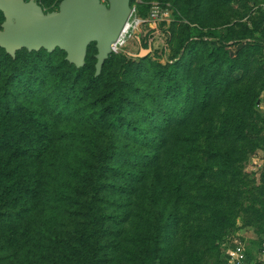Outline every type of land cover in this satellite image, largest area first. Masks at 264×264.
Masks as SVG:
<instances>
[{
    "label": "trees",
    "instance_id": "16d2710c",
    "mask_svg": "<svg viewBox=\"0 0 264 264\" xmlns=\"http://www.w3.org/2000/svg\"><path fill=\"white\" fill-rule=\"evenodd\" d=\"M190 22L169 31L165 64L112 53L98 76L95 42L82 67L60 48L14 57L0 46V264H197V250L173 242L179 223L212 248L237 227L241 163L253 143L264 150L252 135L264 120V68L253 70L264 10L241 31ZM259 181L262 207L245 210L264 235Z\"/></svg>",
    "mask_w": 264,
    "mask_h": 264
},
{
    "label": "rangeland",
    "instance_id": "374dc122",
    "mask_svg": "<svg viewBox=\"0 0 264 264\" xmlns=\"http://www.w3.org/2000/svg\"><path fill=\"white\" fill-rule=\"evenodd\" d=\"M45 11H55L59 10L60 3L62 0H36ZM153 2H158L164 7H167L172 10L174 21L171 25H160L156 28L142 26L140 33V39L145 47L152 45V52L145 58L149 59L151 62H159L165 64L166 56L169 57L172 53L171 43H169L170 34L169 31L175 27L178 28L182 22L189 23L192 19L194 20L191 25L193 30L196 31H217L218 33L226 32L231 29L234 31H241L251 21L256 20L259 22L260 13L264 10V0H168L163 2L162 0H132V8L136 9V12L139 14L141 6H151ZM201 4L198 6V3ZM184 4H187L190 8L188 15H183L181 18L179 10L176 7H180ZM177 21V23H176ZM142 34V35H141ZM139 47V39L136 37L130 38L128 45L126 46L127 53L137 52ZM236 46L232 47L234 51ZM134 59H140L139 57H134ZM257 62L254 65V72H257L259 68H264V55L257 56ZM262 80V79H261ZM259 80L258 87L256 91L261 90L262 81ZM247 83H251V78L246 77L243 82L239 84L241 89L248 87ZM264 92V89L261 91ZM225 110V104L223 101L219 100L216 105V109L212 110V120L215 125L220 124V120ZM259 113V112H258ZM261 117L264 118V113H260ZM207 126L211 131H213L210 120H207ZM258 126L253 130V136L257 143H259V137L264 136V129L261 130V127H264V120L259 121V115L256 119ZM260 130V132H259ZM208 140L204 137L201 138L199 145L201 149L207 147ZM240 145H243L247 150H250L248 142H241ZM255 147V152H250L245 160L241 163L242 177L244 179V185H242L241 190L243 196L241 197V207L240 214L237 218V227L235 229L227 231L225 235L222 236L215 244L217 247L212 248L209 243H205L203 240H196L193 234V228L196 223H179V226L176 229V235L173 238L174 244L184 248H192L193 251L197 250L198 254L202 257L197 264H222L221 262L225 260L228 254V250L234 244L236 240L242 241L246 244L249 252L255 254L259 249V246L263 243V234L259 230V224L252 222L251 211H246L245 209L252 204H255V207L261 208V196L258 194V189L260 181L256 179L254 174L250 170V165L253 162L254 157L262 155L264 150L259 147L258 144L253 143ZM253 150V151H254ZM213 169H217V166H214ZM217 182V181H216ZM194 192V191H193ZM173 190H169L168 200L170 199ZM259 199V202H258ZM255 200L257 202H255ZM193 257V256H191ZM197 257H193L196 260ZM190 264V263H187Z\"/></svg>",
    "mask_w": 264,
    "mask_h": 264
},
{
    "label": "water",
    "instance_id": "95a60500",
    "mask_svg": "<svg viewBox=\"0 0 264 264\" xmlns=\"http://www.w3.org/2000/svg\"><path fill=\"white\" fill-rule=\"evenodd\" d=\"M5 20L0 46L12 56L18 50L52 52L60 48L66 59L82 67L88 47L96 43V76L112 54L111 45L120 35L132 11V0H62L59 10L45 11L36 0H0ZM152 46L141 47L132 57L145 58Z\"/></svg>",
    "mask_w": 264,
    "mask_h": 264
},
{
    "label": "built area",
    "instance_id": "2783aa9c",
    "mask_svg": "<svg viewBox=\"0 0 264 264\" xmlns=\"http://www.w3.org/2000/svg\"><path fill=\"white\" fill-rule=\"evenodd\" d=\"M173 21L174 16L172 10L164 7L158 2H153L146 14H139L136 12L135 8H132L130 16L127 19L120 35L111 45L112 53H127L126 46L128 45L130 38L133 36L139 39L138 51L133 52L138 53L141 47H145L143 46L142 40L139 37L140 33L138 32L141 30L142 26L152 28H156L160 25L169 26ZM129 52L130 51H128V53ZM257 106L259 108V106H261V102H258ZM250 170L256 179L260 180L261 174L264 172V153L254 157L253 162L250 165ZM225 264H264V235L260 255L257 260L250 259L246 244L242 241L236 240L228 250Z\"/></svg>",
    "mask_w": 264,
    "mask_h": 264
},
{
    "label": "crops",
    "instance_id": "0c3cea01",
    "mask_svg": "<svg viewBox=\"0 0 264 264\" xmlns=\"http://www.w3.org/2000/svg\"><path fill=\"white\" fill-rule=\"evenodd\" d=\"M260 102H261V106H259V110L261 113L262 112L264 113V92H261V94H260L259 103ZM261 247H262V245L259 246V249L257 250V252L255 254H251V253L249 254L250 259L257 260L258 256L260 255ZM247 250H248V248H247ZM248 253H249V250H248Z\"/></svg>",
    "mask_w": 264,
    "mask_h": 264
}]
</instances>
